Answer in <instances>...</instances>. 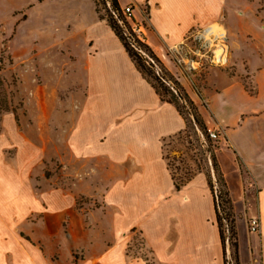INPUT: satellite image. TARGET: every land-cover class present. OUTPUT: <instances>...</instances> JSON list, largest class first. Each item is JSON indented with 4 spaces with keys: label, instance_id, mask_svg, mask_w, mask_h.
<instances>
[{
    "label": "crops",
    "instance_id": "obj_1",
    "mask_svg": "<svg viewBox=\"0 0 264 264\" xmlns=\"http://www.w3.org/2000/svg\"><path fill=\"white\" fill-rule=\"evenodd\" d=\"M118 2L124 9L132 8L127 18L141 27L145 42L189 95L185 76L167 60L168 47L210 24H221L228 31L237 26L257 27L258 16L249 0ZM70 25L82 34L86 48V97L66 151L87 162L105 161V186L101 185L111 211L108 219L113 242L103 249L97 264H150L145 257L129 253L136 233L143 237L155 264H225L215 199L206 173L197 171L177 190L164 155L165 141L183 133L187 121L143 78L120 38L107 20L99 17L94 0L89 11L78 6ZM247 40L244 55L257 84L256 94L236 77L223 76L213 81L212 88L203 90L205 113L196 105L209 130L221 129L225 147L220 151L232 162L230 170L220 159L221 176L236 216L239 262L264 264V36L258 32ZM254 45L262 55L253 53ZM208 68L220 67L205 65L202 71ZM1 151L0 143V202L18 203L17 213H30L35 209L34 185L13 179ZM28 165L22 160L25 170ZM241 166L247 172H242ZM75 195L78 192L55 188L43 194L40 204L46 211L71 209ZM255 215L260 218V232L249 233L245 224ZM34 258L36 255L28 264H35Z\"/></svg>",
    "mask_w": 264,
    "mask_h": 264
},
{
    "label": "rangeland",
    "instance_id": "obj_2",
    "mask_svg": "<svg viewBox=\"0 0 264 264\" xmlns=\"http://www.w3.org/2000/svg\"><path fill=\"white\" fill-rule=\"evenodd\" d=\"M249 1L258 16L256 30L237 26L228 31L215 23L226 33L232 61L224 67L183 77L191 98L204 113L207 103L203 90L212 88L220 77H236L251 94L257 92L244 52L249 45L247 37L258 32L264 36V0ZM98 3L102 15L107 16L106 7L112 11L109 1L107 6L104 0ZM78 6L89 11L91 0H0L1 159L16 182L33 183L35 196V209L25 214L17 213L21 207L18 203L0 202V264H28L33 255L35 264H97L103 249L113 242L108 219L111 211L104 199L105 161L87 162L66 151L69 133L86 97V48L82 34L70 25ZM123 9L120 6L114 11V18L128 35L123 20L131 27L133 24ZM130 42L139 48L133 39ZM252 51L262 55L257 45ZM186 117V132L164 143V155L176 178L183 179L202 168L217 191H228L221 176L220 159L230 170L232 162L220 151L225 147L223 140L215 142L208 128L202 130L192 116ZM22 160L29 163L28 170L22 167ZM241 170L247 172L243 166ZM59 187L78 192L73 209L67 206L46 211L40 204L43 194ZM74 210L79 213L76 215ZM253 217L245 224L249 233ZM223 223L227 259L229 264H235L229 228L225 220ZM129 250L155 264L140 233L134 235Z\"/></svg>",
    "mask_w": 264,
    "mask_h": 264
},
{
    "label": "trees",
    "instance_id": "obj_3",
    "mask_svg": "<svg viewBox=\"0 0 264 264\" xmlns=\"http://www.w3.org/2000/svg\"><path fill=\"white\" fill-rule=\"evenodd\" d=\"M96 5V10L101 19L107 20L111 28L114 30L116 35L122 41L126 51L130 55L132 61L134 62L136 68L139 70L143 78H145L155 89L157 94L160 96L162 101L174 104L178 111L183 115L184 119L187 121V115L192 116L195 124L202 130L207 131L206 124L199 112V108L193 99L190 97L184 86L175 78V76L169 72L161 60L156 56L153 50L148 46L145 41H141L136 38L132 31V27L128 22L123 20L126 30H128V35L125 33L124 27L119 24V20L114 18V11L120 9L118 0H104V5L107 6V1L111 3L112 11L109 7H106L107 16L101 14L99 8L98 0H94ZM130 38L134 40L136 45L130 42ZM192 120V119H191ZM186 130L179 136L184 134ZM218 140H215L217 142ZM168 159V158H167ZM169 161V159H168ZM214 167L216 168V161L213 159ZM169 168L171 170L175 187L180 190L185 186V184L192 178V176L202 168H198L197 171L191 175H187L183 179H177L175 173L171 169L170 161L168 162ZM209 184L215 199V207L217 213V222L221 233L222 243L225 251V264H229L227 259V244L223 229V221L227 222V226L230 232V244L233 249L232 260L235 264H240L239 254H238V239L235 227L236 216L233 212L232 200L229 196V192H221L215 189V185L212 179L209 177ZM225 213V216H223Z\"/></svg>",
    "mask_w": 264,
    "mask_h": 264
},
{
    "label": "built area",
    "instance_id": "obj_4",
    "mask_svg": "<svg viewBox=\"0 0 264 264\" xmlns=\"http://www.w3.org/2000/svg\"><path fill=\"white\" fill-rule=\"evenodd\" d=\"M124 15H131L132 8L127 6ZM132 31L136 38L145 41L143 30L137 24L132 26ZM168 56L172 59L179 71L187 74L199 73L205 65L224 67L230 60V46L226 33L221 28L210 24L203 28H198L186 35L178 43L168 47ZM213 140H221L222 131L219 128L209 130ZM250 230L252 233L260 232V218L254 216L250 220Z\"/></svg>",
    "mask_w": 264,
    "mask_h": 264
}]
</instances>
